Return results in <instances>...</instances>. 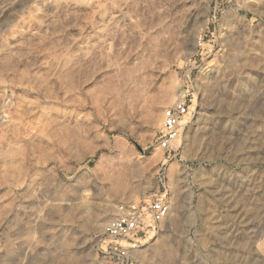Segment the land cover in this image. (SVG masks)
Listing matches in <instances>:
<instances>
[{
	"label": "rangeland",
	"instance_id": "rangeland-1",
	"mask_svg": "<svg viewBox=\"0 0 264 264\" xmlns=\"http://www.w3.org/2000/svg\"><path fill=\"white\" fill-rule=\"evenodd\" d=\"M156 199L142 264H264V0H0V264H109Z\"/></svg>",
	"mask_w": 264,
	"mask_h": 264
},
{
	"label": "built area",
	"instance_id": "built-area-1",
	"mask_svg": "<svg viewBox=\"0 0 264 264\" xmlns=\"http://www.w3.org/2000/svg\"><path fill=\"white\" fill-rule=\"evenodd\" d=\"M190 115V107L185 100L177 102L164 111L162 131L157 141L158 147L169 152L182 135L184 121ZM170 206L163 199L152 202H127L120 206V214L106 225L105 234L112 244L105 250L109 264H142L137 258L140 240L152 230L159 229L170 217ZM137 241L132 244L130 242Z\"/></svg>",
	"mask_w": 264,
	"mask_h": 264
},
{
	"label": "crops",
	"instance_id": "crops-1",
	"mask_svg": "<svg viewBox=\"0 0 264 264\" xmlns=\"http://www.w3.org/2000/svg\"><path fill=\"white\" fill-rule=\"evenodd\" d=\"M170 217H171V215H170ZM170 217H169V219H168V220H170ZM168 220H167V221H168ZM217 228H221V229H222V228H223V226H221V227H217Z\"/></svg>",
	"mask_w": 264,
	"mask_h": 264
}]
</instances>
